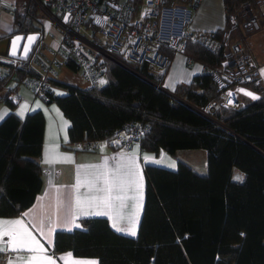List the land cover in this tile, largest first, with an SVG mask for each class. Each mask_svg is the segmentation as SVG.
<instances>
[{
  "label": "trees",
  "instance_id": "1",
  "mask_svg": "<svg viewBox=\"0 0 264 264\" xmlns=\"http://www.w3.org/2000/svg\"><path fill=\"white\" fill-rule=\"evenodd\" d=\"M222 1L225 17L234 14L240 24L244 9L254 8L256 0ZM40 23L29 0L24 12L14 16L9 35H42ZM227 30L225 18V26L212 34L220 38ZM234 35L243 37L232 30L230 40ZM43 49L40 39L27 61L6 68L0 78V93L5 91L0 102L14 106L8 96L27 77L37 76L31 65ZM184 54L203 71L190 83L175 86L172 95L177 100L113 63L107 64L103 86L79 88L46 80L66 95L56 96L47 87L36 94L44 104L56 105L69 121L68 150H90L89 145L100 141L110 144L124 125L133 123L148 126L138 144L142 152H164L176 160L173 171L143 166L144 203L135 238L115 233L104 218H81L74 230L54 234V256L70 252L98 264H264V95L255 101L243 98L244 106L237 110L222 108L210 75L222 61V52L189 43ZM65 65L77 71L73 63ZM132 68L158 85L167 70L156 77L145 65ZM209 101L216 104L212 119L232 134L183 105L199 108ZM43 130L40 112L23 119L11 112L0 122V218L19 216L40 191L37 159ZM184 150L206 152L205 174L175 158ZM234 172L241 179L235 181Z\"/></svg>",
  "mask_w": 264,
  "mask_h": 264
},
{
  "label": "crops",
  "instance_id": "2",
  "mask_svg": "<svg viewBox=\"0 0 264 264\" xmlns=\"http://www.w3.org/2000/svg\"><path fill=\"white\" fill-rule=\"evenodd\" d=\"M28 1L0 0V40L6 36H11L9 34L14 30V16L24 12ZM225 18L222 0H201L195 9L191 29L195 32L212 33L225 26ZM40 26L44 44V37L48 29L42 23ZM241 33L247 40L260 34L249 33L244 29ZM55 38H53L55 39L54 50L51 49L48 55L44 54L46 48V44H44V49L39 52L47 61H52L55 58L47 73V80H55L79 88H88L84 81L85 85L80 86L65 79L56 78L57 71L62 68L70 72L73 71L66 67V61L55 56L54 53L60 38L59 32ZM1 58L2 60L6 59V57ZM254 58L258 64H264V56L261 59H257L256 56ZM31 68L37 75L41 74L43 70L39 63L31 65ZM202 71V65L191 62L185 54L173 57L163 77L162 88L172 94L175 86L190 83ZM48 90L56 96L66 95L63 88L57 87L51 82H48ZM4 94L5 91H2L0 97ZM10 95L16 97L18 103L10 106L7 102H0V114L6 112L3 119L11 112L20 119L34 112H40L43 116L42 149L40 157L37 159L41 169V188L32 205L19 216L8 219L0 218V221L21 220L22 225L4 224L2 227L16 233L18 242H27L30 248L38 249V246L33 243V238H35L44 246L45 251L24 249L3 251L0 252V264H9V261L11 264H41L39 259L31 261L30 258H39L42 255L51 256L55 264H65V260L62 258H65L70 252L62 253L58 257L53 255L54 234L59 231L70 232L74 230L78 227V221L81 218H104L115 233L135 238L144 203L143 166L150 164L173 171L176 169V160L164 152H160L156 156L142 152L138 144L125 148L114 147L111 145L114 144L113 142L109 144L100 141L92 144L90 150H68L66 146L68 145L70 123L56 105L44 104L32 91L30 96H21L17 91ZM3 119H0V122ZM179 153L181 151L176 152L175 158L185 163L186 161L180 159ZM201 153H204L201 154L202 160L199 159V161L195 158L197 162L192 160V165L189 164L190 162L185 164L198 174H205L206 170L203 171L202 165L203 160H206V152ZM146 157L152 159H145ZM46 160L52 162L46 163ZM156 161H160V163H156ZM172 162H175V167H169ZM194 166H197L200 172ZM109 186H111V193L107 191ZM97 212L107 214L96 215ZM113 223H116L123 231H117L112 226ZM130 230H134L136 234L131 235ZM3 239L7 241L10 237H3ZM0 246L7 247V245ZM72 258L79 264H93V262L98 264L97 260L93 258H77L73 255Z\"/></svg>",
  "mask_w": 264,
  "mask_h": 264
},
{
  "label": "built area",
  "instance_id": "3",
  "mask_svg": "<svg viewBox=\"0 0 264 264\" xmlns=\"http://www.w3.org/2000/svg\"><path fill=\"white\" fill-rule=\"evenodd\" d=\"M39 14L59 32L55 56L73 63L88 87L103 86L107 64L122 67L152 85L174 100L172 94L134 70L133 66L145 65L148 74L156 77L169 66L173 57L184 54L187 44L195 43L211 52H222L219 66L210 72L218 93V105L237 110L244 106V99L257 100L264 95V64L244 49L239 40H230V31L242 28L234 14H228V30L220 38L212 33L195 32L191 24L195 9L201 0H30ZM249 33L264 34V0H257L254 9L243 12ZM242 34V33H241ZM244 39V36L242 37ZM172 54V58L168 57ZM45 60L40 53L32 65L40 64L42 73L27 77L23 84L34 94L48 88L47 73L53 61ZM21 62L0 57V78L7 67H17ZM103 81V83H102ZM252 93L246 95L244 91ZM12 105L18 99L8 96ZM187 105V104H186ZM216 105L209 101L202 107H190L198 115L218 125L211 111ZM148 131L147 125L129 123L116 133L113 143L129 148L139 144ZM89 145L87 148H91Z\"/></svg>",
  "mask_w": 264,
  "mask_h": 264
},
{
  "label": "rangeland",
  "instance_id": "4",
  "mask_svg": "<svg viewBox=\"0 0 264 264\" xmlns=\"http://www.w3.org/2000/svg\"><path fill=\"white\" fill-rule=\"evenodd\" d=\"M256 1H255V3H256ZM251 9H254V8H251ZM244 11H245V9H244ZM38 15H39V20H41V23L45 26V28L48 29V32L46 33V35L44 37V44H46V48L44 49V54L48 55V53L51 52L50 51L51 49L54 50V46H55L54 40L56 39L55 36L58 35V31L49 23V21L45 17L41 16L39 13H38ZM242 18H243V20L240 22V27L245 22V19L243 16H242ZM242 31H243V28H242ZM52 35H54V36H52ZM53 38H55V39H53ZM231 39H233V40H231L232 42L239 40L237 38V36H235V35L232 36ZM239 42H241L242 46L245 47V48L243 47L244 49H247L249 52L251 51L253 53V55L256 56L257 59L263 58V56H264V34L263 33H260L259 35L251 37L248 40L247 39H240ZM55 76L59 80L65 79L66 81H70L71 83L76 84V85H80V86L85 85L82 78L80 77V75L78 73L70 72L67 69L62 68L61 70H58ZM9 85L11 86L12 83H10ZM159 86H160V88L162 87V85H159ZM16 91L21 96H30L31 95V91L23 83H21L17 86ZM215 107H216V105H214L213 109ZM201 152H203V151H198V150L181 151V153H179V157L181 160L186 161L185 163L190 162L189 164L192 165L191 164L192 160H194L195 162H197V160H199V159L202 160L201 154H204V153H201ZM195 158L197 160H195ZM199 164H200V162H199ZM202 166H203V168H202L203 171H205L206 170V160H203ZM194 168L197 169V166H194ZM197 170L200 172L199 168ZM240 176L241 175L238 172H234L233 179L235 181H238L239 179H237V177H240Z\"/></svg>",
  "mask_w": 264,
  "mask_h": 264
},
{
  "label": "snow or ice",
  "instance_id": "5",
  "mask_svg": "<svg viewBox=\"0 0 264 264\" xmlns=\"http://www.w3.org/2000/svg\"><path fill=\"white\" fill-rule=\"evenodd\" d=\"M17 40L20 39V37L16 38ZM34 37H28V40L31 41L33 40ZM15 41L13 42L14 46H15ZM25 51H27V45H25ZM15 54V53H13ZM103 83V81H102ZM238 91H244L246 95H250L252 96L253 99H256L257 97H255L254 95H252V93L246 92L243 89H240ZM6 114L2 113L0 114V119H3V116ZM22 114V113H21ZM163 157V153L161 154ZM145 159H152L151 157H146ZM46 163H50L52 161L46 160ZM156 163H160V161H156ZM169 167H175V162H172L171 164H169ZM237 179H241L240 177H237ZM107 191L109 193H111V186H109V188L107 189ZM96 215H106L107 213L104 212H97L95 213ZM73 220H75V217H73ZM4 224H11V225H22L23 222L21 220H16V221H0V245H7V247H2L0 246V252L3 251H16L18 249H24V250H29V251H36L39 250L41 252H44V246L40 244L39 241L35 240V238H33V243H35L38 246V249H34V248H30L27 244V242L24 241H17V234L10 232L6 229H4L2 226ZM78 226V225H77ZM114 228H116L117 231H123V229L119 228L117 226L116 223H113L112 225ZM130 234L131 235H135V231L134 230H130ZM3 237H10V239H8L7 241H5L3 239ZM37 259H39L41 261V264H55L54 259L51 256H47V255H42L41 257L37 258V257H31L30 260L31 261H36ZM65 260V264H79V262L74 261L72 258L71 253L67 254V256L65 258H62ZM9 264H11V261H9ZM94 264V262H93Z\"/></svg>",
  "mask_w": 264,
  "mask_h": 264
},
{
  "label": "water",
  "instance_id": "6",
  "mask_svg": "<svg viewBox=\"0 0 264 264\" xmlns=\"http://www.w3.org/2000/svg\"><path fill=\"white\" fill-rule=\"evenodd\" d=\"M17 37H20V39L17 40L16 39ZM28 37H34V39L29 41ZM40 39H42V37L39 33H31V34H27V35L14 34V35H11L9 37H6V38L0 40V57H6L9 59H15V60L20 61V62H25L30 57L36 42ZM14 41L16 42L15 46L13 44ZM25 45H27V51H25ZM13 53H15V54H13ZM156 88H158V87H156ZM183 105L188 107L186 104H183ZM188 108L190 109V107H188ZM217 126H219L224 131L232 134L229 130L222 127L221 125L218 124Z\"/></svg>",
  "mask_w": 264,
  "mask_h": 264
},
{
  "label": "flooded vegetation",
  "instance_id": "7",
  "mask_svg": "<svg viewBox=\"0 0 264 264\" xmlns=\"http://www.w3.org/2000/svg\"><path fill=\"white\" fill-rule=\"evenodd\" d=\"M6 37H9V36H6Z\"/></svg>",
  "mask_w": 264,
  "mask_h": 264
}]
</instances>
